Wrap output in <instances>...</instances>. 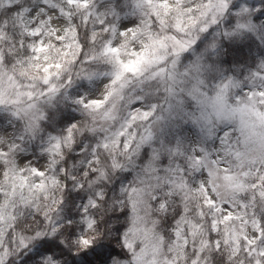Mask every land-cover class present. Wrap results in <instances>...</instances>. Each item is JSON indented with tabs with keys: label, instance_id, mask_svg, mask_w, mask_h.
I'll use <instances>...</instances> for the list:
<instances>
[{
	"label": "clouds",
	"instance_id": "1",
	"mask_svg": "<svg viewBox=\"0 0 264 264\" xmlns=\"http://www.w3.org/2000/svg\"><path fill=\"white\" fill-rule=\"evenodd\" d=\"M262 93L264 0H0V264H264Z\"/></svg>",
	"mask_w": 264,
	"mask_h": 264
},
{
	"label": "snow or ice",
	"instance_id": "2",
	"mask_svg": "<svg viewBox=\"0 0 264 264\" xmlns=\"http://www.w3.org/2000/svg\"><path fill=\"white\" fill-rule=\"evenodd\" d=\"M70 2H75V0H70ZM33 34H35V33H33ZM125 67L126 68H131L132 66L131 65H128V66H125ZM133 70H135V69H133ZM261 95H264V93H262ZM235 187L237 189H242L244 186L241 183H237L235 185ZM261 196H264V191L261 192ZM208 204L210 206H214L215 205V202H214V200L209 199L208 200ZM224 207L227 208L228 205L225 204ZM232 218L233 217H232V214L230 212L227 215L224 216V220H231ZM258 230L260 231L261 237H264V228H261V229H258ZM248 243L251 244L252 241H248ZM217 244H219V242H217ZM129 247H131V244H129ZM156 253H157V249H156L155 246H153V248H152V256H153V259L148 260V259H146V257L148 256L147 250H145L144 252H142L141 259H140V264H159V262L155 259ZM259 254L262 255V256H264V251H261ZM164 264H169V262L168 261H165ZM257 264H259V262H257Z\"/></svg>",
	"mask_w": 264,
	"mask_h": 264
}]
</instances>
